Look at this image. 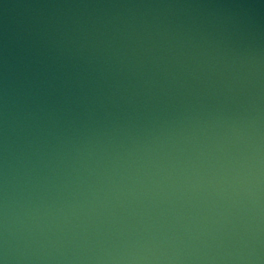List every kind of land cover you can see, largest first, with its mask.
Wrapping results in <instances>:
<instances>
[{"label":"water","instance_id":"obj_1","mask_svg":"<svg viewBox=\"0 0 264 264\" xmlns=\"http://www.w3.org/2000/svg\"><path fill=\"white\" fill-rule=\"evenodd\" d=\"M0 264H264V0H0Z\"/></svg>","mask_w":264,"mask_h":264}]
</instances>
